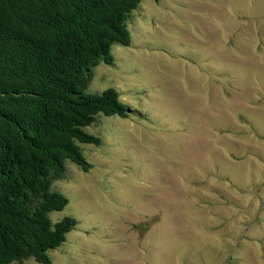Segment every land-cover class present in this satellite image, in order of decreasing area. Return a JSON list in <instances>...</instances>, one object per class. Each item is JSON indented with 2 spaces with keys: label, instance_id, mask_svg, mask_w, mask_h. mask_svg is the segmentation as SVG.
<instances>
[{
  "label": "rangeland",
  "instance_id": "obj_1",
  "mask_svg": "<svg viewBox=\"0 0 264 264\" xmlns=\"http://www.w3.org/2000/svg\"><path fill=\"white\" fill-rule=\"evenodd\" d=\"M129 28L89 89L141 116L51 181L79 222L52 264H264V0H142Z\"/></svg>",
  "mask_w": 264,
  "mask_h": 264
},
{
  "label": "trees",
  "instance_id": "obj_2",
  "mask_svg": "<svg viewBox=\"0 0 264 264\" xmlns=\"http://www.w3.org/2000/svg\"><path fill=\"white\" fill-rule=\"evenodd\" d=\"M141 3L0 0V264H52L79 222L54 219L69 199L51 181L67 162L90 168L83 148L101 144L88 131L98 118L139 114L117 88H89L115 45L132 46Z\"/></svg>",
  "mask_w": 264,
  "mask_h": 264
}]
</instances>
